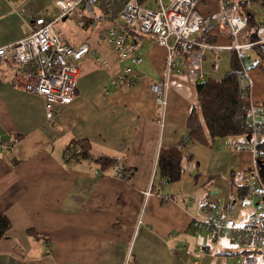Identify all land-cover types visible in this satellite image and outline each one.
Masks as SVG:
<instances>
[{
  "label": "crops",
  "instance_id": "crops-1",
  "mask_svg": "<svg viewBox=\"0 0 264 264\" xmlns=\"http://www.w3.org/2000/svg\"><path fill=\"white\" fill-rule=\"evenodd\" d=\"M210 1L199 7L203 14L213 12ZM47 5L0 0V46L22 38L37 17L56 19L57 6L46 18ZM81 18L86 19L80 27L91 36L96 26ZM101 28L90 42L75 43L55 31L66 44L86 43L91 52L79 61L72 100L55 104L51 120L44 98L15 87L12 63L0 62V215L10 221L0 238V264H243L253 252L240 230L214 237L192 222L203 217L205 203L218 198L230 225L243 226L253 217L252 199L242 197L240 185L243 174L256 167L255 152L239 138H217L210 145L184 140L196 102L194 83L220 79L229 70L230 39L217 34L210 47L180 55L162 107L149 81L165 76L167 48L154 35L139 33L141 62L132 66L138 79L116 85L112 79L129 63L115 59ZM94 51L111 68L97 62ZM249 75L252 101L264 103V59ZM80 141L89 143L90 157L66 153L70 145L78 150ZM178 143L184 172L168 183L158 175L157 159L160 150ZM97 155L118 159L130 177L113 176L111 165L93 160Z\"/></svg>",
  "mask_w": 264,
  "mask_h": 264
},
{
  "label": "built area",
  "instance_id": "built-area-1",
  "mask_svg": "<svg viewBox=\"0 0 264 264\" xmlns=\"http://www.w3.org/2000/svg\"><path fill=\"white\" fill-rule=\"evenodd\" d=\"M151 1L56 0L59 16L51 21L42 17L31 21L29 32L22 38L0 46V62L12 63V84L15 87L44 98L45 117L51 120L55 113V104H66L72 100L79 75V61L91 52L86 43L78 47L66 44L53 29L56 20L77 7L89 11L88 19L101 15L104 17L105 27L101 38L113 46L117 61H130V64L112 79L113 84L136 83L138 76L132 73L131 65H139L141 62L137 43L139 33L154 35L155 41L167 48L165 76L149 81V88L156 94L162 107L166 102L165 94L171 88V71L178 69L180 55H191L196 46L210 47L196 41L200 36L201 25L207 24L213 36L227 35L230 39V49L239 51L249 46L244 42L247 25L235 13L233 3L229 0H217L218 12L208 11L207 14H203L199 9L206 0H154V8L150 6ZM85 19H79L78 25L82 26ZM92 53L97 62L108 69L111 68V62L95 51ZM238 79L240 85L245 86L250 82V75L244 73L239 75ZM248 123L252 128V146H255L258 132L264 127L263 103L251 102ZM177 146L180 147L181 144L178 143ZM123 168L122 163L116 161L111 167V174L116 177H128V173L124 175ZM242 180L249 185L248 196L252 199L255 209L253 217L246 224L230 225L224 213L226 205L218 198L202 206L203 217L194 219L192 226L195 229H204L214 237L240 230L246 237V249L264 256V185L259 180L256 167L246 171ZM242 263L258 264V260L256 255H245Z\"/></svg>",
  "mask_w": 264,
  "mask_h": 264
},
{
  "label": "trees",
  "instance_id": "trees-1",
  "mask_svg": "<svg viewBox=\"0 0 264 264\" xmlns=\"http://www.w3.org/2000/svg\"><path fill=\"white\" fill-rule=\"evenodd\" d=\"M229 1L233 3V7L235 8V2L233 0ZM258 2L264 7V0H259ZM235 13L247 25L244 42L248 43L249 46L239 51L231 48L230 68L220 79L208 77L194 83L196 102L191 104L189 108L186 121L187 137L184 140L189 139L203 145H210L217 138L229 137L241 139L243 143L247 144L255 152L259 180L264 185V127L262 131L258 132L255 146H252V128L248 123L252 102L251 83L248 81L247 85L241 86L238 79L239 75L249 73L250 68L256 65L258 60L264 59V43L262 42L260 25L255 21L252 12L249 9H243L235 11ZM90 19H92V23L95 22L93 23L94 26L99 27L102 25L101 29L103 31L105 21L102 15ZM210 32L211 28L207 24L201 25L200 36L196 41L211 46L215 43L216 37L211 35ZM198 47L196 46L195 48ZM247 48L252 53L246 52ZM128 63L130 64L129 60ZM77 144H79L78 150H76L75 146L70 145L66 148V153L68 155L72 154L73 157H77L78 159L90 157L89 143L80 141ZM177 147L162 149L158 155V175L168 183L178 182L184 172L183 159ZM92 158L96 163H100L104 167L106 165H111L112 167L118 161V159L106 155H97ZM123 173L124 175L128 173V177L124 176L125 178H129L131 175L130 169L126 168H123ZM240 188L243 194L242 197L248 196L249 185L244 183L243 180ZM9 227V219L6 215L1 214L0 238Z\"/></svg>",
  "mask_w": 264,
  "mask_h": 264
},
{
  "label": "rangeland",
  "instance_id": "rangeland-1",
  "mask_svg": "<svg viewBox=\"0 0 264 264\" xmlns=\"http://www.w3.org/2000/svg\"><path fill=\"white\" fill-rule=\"evenodd\" d=\"M55 1L56 0H47L48 14L46 15V18H52L53 16L51 15L53 13L55 14V12L57 11L55 7L56 5ZM216 1L217 0L210 1L211 3L210 8L214 13H217L219 10V8L216 6ZM233 1L235 2V8H234L235 11L249 9L252 12L255 21L260 25V33L264 35V7H262L259 4L258 2L259 0H233ZM150 6L152 8L156 7V2L152 0ZM95 11L99 12L97 8H95ZM79 15L90 16V13L87 9L77 7L73 9L71 12H69L65 19H60L58 21L57 20L55 21L53 25L54 31H56L59 36L63 34V36L69 37L72 43L73 42L75 43L76 40H84V39L90 42L92 40L94 33L97 32L98 27H94L93 29L90 28L89 31L91 33V36H89V33L86 29L76 24ZM99 32L101 34L102 29ZM85 34L89 36V39H87L86 36H84ZM252 252H253L252 255H256L258 264H264V256L261 255L260 253L254 251Z\"/></svg>",
  "mask_w": 264,
  "mask_h": 264
}]
</instances>
